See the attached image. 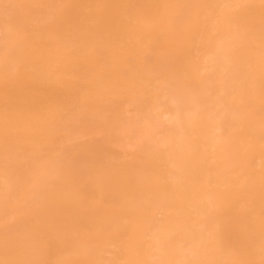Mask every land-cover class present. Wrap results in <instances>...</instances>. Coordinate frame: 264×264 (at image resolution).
I'll return each instance as SVG.
<instances>
[{
    "label": "bare ground",
    "instance_id": "6f19581e",
    "mask_svg": "<svg viewBox=\"0 0 264 264\" xmlns=\"http://www.w3.org/2000/svg\"><path fill=\"white\" fill-rule=\"evenodd\" d=\"M0 264H264V0H0Z\"/></svg>",
    "mask_w": 264,
    "mask_h": 264
}]
</instances>
